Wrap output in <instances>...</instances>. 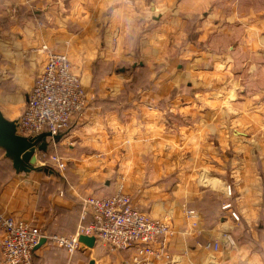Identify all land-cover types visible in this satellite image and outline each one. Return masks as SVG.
Returning a JSON list of instances; mask_svg holds the SVG:
<instances>
[{
	"label": "crops",
	"instance_id": "1",
	"mask_svg": "<svg viewBox=\"0 0 264 264\" xmlns=\"http://www.w3.org/2000/svg\"><path fill=\"white\" fill-rule=\"evenodd\" d=\"M44 45L68 55L87 103L57 142L45 140L62 171L16 173L0 151V213L69 235L86 197L122 185L136 209L175 230L172 259L159 264H206L204 242L223 232L233 241L211 253L215 264H264V0H0L9 120ZM132 253L94 243L69 256L45 241L32 264H126Z\"/></svg>",
	"mask_w": 264,
	"mask_h": 264
},
{
	"label": "built area",
	"instance_id": "2",
	"mask_svg": "<svg viewBox=\"0 0 264 264\" xmlns=\"http://www.w3.org/2000/svg\"><path fill=\"white\" fill-rule=\"evenodd\" d=\"M46 51V61L35 77L25 106L17 119V133L35 136L46 132L50 137L68 129L74 115L86 106L85 90L79 75L66 53ZM41 164L59 171L65 168V160L57 154L40 152ZM230 195V185L225 187ZM222 208H230L224 203ZM191 214V211H187ZM230 217L239 221V215L230 211ZM89 218L84 224L83 221ZM1 264H32L35 246L41 237L57 247L65 249L72 256L79 248V236L94 237V243L109 251L133 249L129 263L159 264L170 261L168 241L175 235L165 218H153L136 209L131 196L122 185L106 197L88 196L81 205L80 224L69 235L45 234L31 222L0 213ZM233 241L229 232H223L217 239L206 240L204 249L209 253L206 264H215L211 253L217 251L221 241Z\"/></svg>",
	"mask_w": 264,
	"mask_h": 264
},
{
	"label": "water",
	"instance_id": "3",
	"mask_svg": "<svg viewBox=\"0 0 264 264\" xmlns=\"http://www.w3.org/2000/svg\"><path fill=\"white\" fill-rule=\"evenodd\" d=\"M47 137L53 140V142H57L60 134L51 137L49 133L46 132L35 136L20 135L17 133V119L9 120L4 117L0 111V149L3 151V156L11 161L12 167L16 173H29L31 171L54 173L53 170L47 166L37 165V155L48 149L49 143L45 141ZM94 241L93 236H79L80 245L92 247ZM44 242L45 238L41 237L35 249ZM89 264H93V260H90Z\"/></svg>",
	"mask_w": 264,
	"mask_h": 264
},
{
	"label": "rangeland",
	"instance_id": "4",
	"mask_svg": "<svg viewBox=\"0 0 264 264\" xmlns=\"http://www.w3.org/2000/svg\"><path fill=\"white\" fill-rule=\"evenodd\" d=\"M132 76L133 77H136V78H139V77H142L143 75H140V73L138 72L137 73V75H136V73H133L132 74ZM48 154L50 155V154H57V155H61L60 154V151H59V149H55V148H53V147H48V150H47V153H46V156H48ZM42 157L43 156H41V157H39V161H38V158H37V165H39V166H42V164H41V159H42ZM2 171H4V168L2 167V166H0V174L2 173ZM41 175H43V173H40Z\"/></svg>",
	"mask_w": 264,
	"mask_h": 264
},
{
	"label": "trees",
	"instance_id": "5",
	"mask_svg": "<svg viewBox=\"0 0 264 264\" xmlns=\"http://www.w3.org/2000/svg\"><path fill=\"white\" fill-rule=\"evenodd\" d=\"M47 150H48V149H47ZM47 150L45 151L46 153H47ZM0 151L3 152L1 149H0ZM47 167H49L50 169H52V167H50V166H47Z\"/></svg>",
	"mask_w": 264,
	"mask_h": 264
},
{
	"label": "flooded vegetation",
	"instance_id": "6",
	"mask_svg": "<svg viewBox=\"0 0 264 264\" xmlns=\"http://www.w3.org/2000/svg\"><path fill=\"white\" fill-rule=\"evenodd\" d=\"M46 153V152H45Z\"/></svg>",
	"mask_w": 264,
	"mask_h": 264
}]
</instances>
